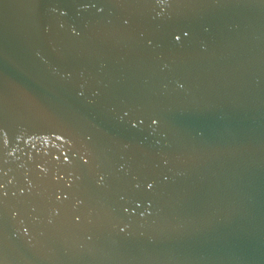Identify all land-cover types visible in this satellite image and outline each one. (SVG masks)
I'll list each match as a JSON object with an SVG mask.
<instances>
[{"label":"water","instance_id":"95a60500","mask_svg":"<svg viewBox=\"0 0 264 264\" xmlns=\"http://www.w3.org/2000/svg\"><path fill=\"white\" fill-rule=\"evenodd\" d=\"M0 264H264V0H0Z\"/></svg>","mask_w":264,"mask_h":264}]
</instances>
